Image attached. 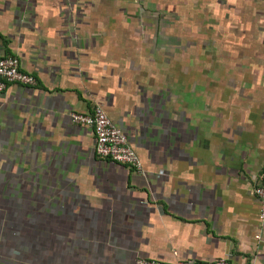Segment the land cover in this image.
Masks as SVG:
<instances>
[{
    "label": "crops",
    "instance_id": "0c3cea01",
    "mask_svg": "<svg viewBox=\"0 0 264 264\" xmlns=\"http://www.w3.org/2000/svg\"><path fill=\"white\" fill-rule=\"evenodd\" d=\"M0 56L38 82L0 95V204L44 161L68 243L0 264H264V0H0ZM96 106L143 173L72 122Z\"/></svg>",
    "mask_w": 264,
    "mask_h": 264
},
{
    "label": "built area",
    "instance_id": "2783aa9c",
    "mask_svg": "<svg viewBox=\"0 0 264 264\" xmlns=\"http://www.w3.org/2000/svg\"><path fill=\"white\" fill-rule=\"evenodd\" d=\"M37 86V78L22 70L20 60L14 56H0V95L11 85ZM73 123L93 129L95 135V150L99 157L122 164L135 173H143V162L130 145L128 136L119 129L100 106L90 112H72ZM260 204V218L264 222V175L263 184L254 190ZM260 239V236L257 237ZM136 264H172L151 258H139ZM175 264H230V257H223L210 263L194 261L178 262Z\"/></svg>",
    "mask_w": 264,
    "mask_h": 264
},
{
    "label": "flooded vegetation",
    "instance_id": "af4514ba",
    "mask_svg": "<svg viewBox=\"0 0 264 264\" xmlns=\"http://www.w3.org/2000/svg\"><path fill=\"white\" fill-rule=\"evenodd\" d=\"M57 199L59 209L57 208L58 216H56V220L58 222H55L53 225H51V220L47 218L46 220L44 219L45 222L43 223L42 217L36 216L32 212L31 202L25 203L24 208H18L21 205L15 201L12 202L14 207L17 208L14 209L17 212L13 210V215L0 209V249L16 251L28 262L29 257L36 251L41 253L51 248L55 250L68 248V243L65 240L67 237L64 234V229L67 226L63 223L62 219L63 198L59 195ZM43 202L45 203V201ZM2 207L8 211L13 209L8 205L6 207L5 202ZM12 227L15 228V231L12 230ZM44 230L47 232L43 233ZM52 237L54 240H52ZM58 242L61 244L57 248Z\"/></svg>",
    "mask_w": 264,
    "mask_h": 264
},
{
    "label": "rangeland",
    "instance_id": "374dc122",
    "mask_svg": "<svg viewBox=\"0 0 264 264\" xmlns=\"http://www.w3.org/2000/svg\"><path fill=\"white\" fill-rule=\"evenodd\" d=\"M33 158L35 159L34 156L24 159L21 164L23 170L31 171L32 174L23 176L21 177V179L19 178L18 179L17 178L6 179L7 181L6 184L9 185V187H6V192L3 195L4 202H5L6 207L8 205L12 207L13 209L8 211L5 208H1V210H3L4 212L6 211V213L9 212V214L13 215V210L16 207H14L12 202L15 201L18 204H20L21 206L20 207L17 206L18 208H24L25 203L31 202L32 212L36 216L42 217L43 223H44L46 218L49 219L47 216V213L50 212V207L49 206L46 207L47 206L46 200H48V202L54 201V213H56L58 210L57 207L59 206L58 202L56 201L58 195L55 193L53 195L54 200H51L52 195L46 193V182L47 181L49 182V179L45 178L46 177L45 176V162L44 161L38 162V161H35ZM27 173H30V172H27ZM9 180L11 181L8 182ZM18 181H20V184H19L20 187L19 186H18L19 188L13 187L15 183L17 185ZM43 201H45V203ZM4 202L0 205L4 206ZM55 222H58V220L55 219ZM12 230L15 231V228L12 227ZM46 232H47L46 230L43 231V233H46ZM60 244H61L60 242L57 243V248L58 246H60Z\"/></svg>",
    "mask_w": 264,
    "mask_h": 264
}]
</instances>
